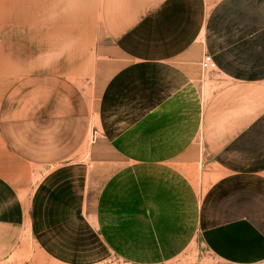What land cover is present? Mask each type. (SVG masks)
<instances>
[{"label": "crops", "instance_id": "obj_1", "mask_svg": "<svg viewBox=\"0 0 264 264\" xmlns=\"http://www.w3.org/2000/svg\"><path fill=\"white\" fill-rule=\"evenodd\" d=\"M1 1L0 264L24 236L99 264L92 212L140 235L193 220L216 259L264 264V0H102L81 77L46 62L48 0ZM207 55L230 79L209 101Z\"/></svg>", "mask_w": 264, "mask_h": 264}, {"label": "rangeland", "instance_id": "obj_2", "mask_svg": "<svg viewBox=\"0 0 264 264\" xmlns=\"http://www.w3.org/2000/svg\"><path fill=\"white\" fill-rule=\"evenodd\" d=\"M1 2L2 8H6L5 0ZM15 3L20 4V9L21 0H15ZM54 4V0H48L45 17L49 20L48 24L50 20L52 23L62 21V26L46 28V62L48 65L60 63L64 72H74L76 76L81 77L91 71L94 53L102 36V0H62V10L60 11L58 6L57 12L54 10ZM18 12L22 15L21 10ZM13 14L15 15V12ZM31 15L32 18L42 17L38 9L31 11ZM30 29L38 30L34 27ZM202 79L201 86H207V101L219 86L230 83V79L221 75L219 70L205 74ZM197 174L196 185L199 187L202 174ZM89 215L112 247V251L106 252L105 259L99 264H225L201 246L195 229L191 227L193 220H175V224L169 227L160 225L154 228L147 224L144 234L140 235L134 233L133 218L122 219L112 226L110 220L102 219L96 213ZM146 222L149 221H144V224ZM3 264L57 263L38 248L33 237L24 236L23 244Z\"/></svg>", "mask_w": 264, "mask_h": 264}, {"label": "built area", "instance_id": "obj_3", "mask_svg": "<svg viewBox=\"0 0 264 264\" xmlns=\"http://www.w3.org/2000/svg\"><path fill=\"white\" fill-rule=\"evenodd\" d=\"M202 68L204 72L211 73L217 71V64L215 63L212 56L207 55L202 61Z\"/></svg>", "mask_w": 264, "mask_h": 264}]
</instances>
